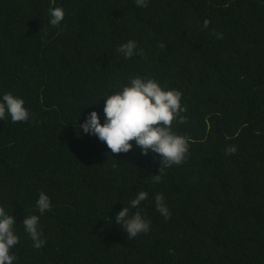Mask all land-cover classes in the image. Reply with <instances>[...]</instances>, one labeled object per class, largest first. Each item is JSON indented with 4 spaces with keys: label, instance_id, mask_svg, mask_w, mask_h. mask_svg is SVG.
<instances>
[{
    "label": "trees",
    "instance_id": "1",
    "mask_svg": "<svg viewBox=\"0 0 264 264\" xmlns=\"http://www.w3.org/2000/svg\"><path fill=\"white\" fill-rule=\"evenodd\" d=\"M0 264H264V0H0Z\"/></svg>",
    "mask_w": 264,
    "mask_h": 264
}]
</instances>
